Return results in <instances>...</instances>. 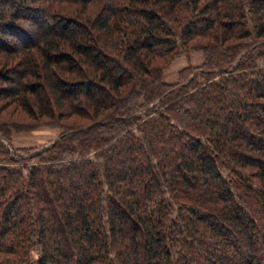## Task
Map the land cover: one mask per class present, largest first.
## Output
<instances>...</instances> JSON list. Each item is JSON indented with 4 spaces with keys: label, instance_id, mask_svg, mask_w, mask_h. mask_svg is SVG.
Masks as SVG:
<instances>
[{
    "label": "trees",
    "instance_id": "obj_1",
    "mask_svg": "<svg viewBox=\"0 0 264 264\" xmlns=\"http://www.w3.org/2000/svg\"><path fill=\"white\" fill-rule=\"evenodd\" d=\"M0 264H264V0H0Z\"/></svg>",
    "mask_w": 264,
    "mask_h": 264
},
{
    "label": "rangeland",
    "instance_id": "obj_2",
    "mask_svg": "<svg viewBox=\"0 0 264 264\" xmlns=\"http://www.w3.org/2000/svg\"><path fill=\"white\" fill-rule=\"evenodd\" d=\"M203 54L201 51H191L189 53H182L179 57H177L166 69L162 72V81L166 83L165 81L173 82L172 79L176 81H179L180 78V71L191 68L189 72H193L192 69H198L201 64L203 63ZM201 61L200 65L193 66L192 64L195 62ZM183 62H186V65L179 71H175L178 65V63L183 64ZM173 69V72H167L169 69ZM179 68V66H178ZM178 72V73H177ZM188 74L186 73L183 78H187ZM184 78V79H185ZM190 77H188L189 79ZM177 79V80H176ZM165 80V81H164ZM166 83V84H171ZM173 84V83H172ZM55 125H41L40 127L36 128L33 131L29 132H22V133H13L11 137V146L8 145L4 140L2 142L8 147L15 149L16 151H22L25 150L30 153L37 152L43 148H46L50 146L53 142H55L59 135L62 133V130L60 129V126L57 123H54ZM23 152H21L22 154ZM26 153V152H25Z\"/></svg>",
    "mask_w": 264,
    "mask_h": 264
},
{
    "label": "crops",
    "instance_id": "obj_3",
    "mask_svg": "<svg viewBox=\"0 0 264 264\" xmlns=\"http://www.w3.org/2000/svg\"><path fill=\"white\" fill-rule=\"evenodd\" d=\"M200 62H201V61L195 62V63H193L192 65H193V66L200 65V64H201ZM177 65L179 66V68H178V66L175 67V68H176L175 71H179L180 68L182 69V68L186 65V62H183V64H181V63L179 64V63H178ZM167 72H168V73H169V72H173V69L171 70V68H170L169 71H167ZM177 73H178V72H177ZM176 80H177V79H176ZM164 81H165V80H164ZM171 81H173L172 83H174L175 80L172 79ZM165 82H166V83H171V82H169V81H168V82L165 81ZM176 82H177V81H176ZM172 83H171V84H172Z\"/></svg>",
    "mask_w": 264,
    "mask_h": 264
}]
</instances>
